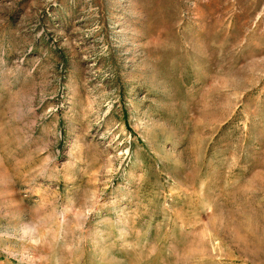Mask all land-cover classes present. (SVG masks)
Here are the masks:
<instances>
[{
    "label": "rangeland",
    "instance_id": "obj_1",
    "mask_svg": "<svg viewBox=\"0 0 264 264\" xmlns=\"http://www.w3.org/2000/svg\"><path fill=\"white\" fill-rule=\"evenodd\" d=\"M0 264H264V0H0Z\"/></svg>",
    "mask_w": 264,
    "mask_h": 264
}]
</instances>
